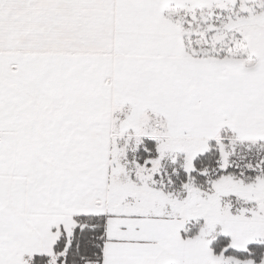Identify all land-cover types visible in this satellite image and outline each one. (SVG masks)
Returning a JSON list of instances; mask_svg holds the SVG:
<instances>
[{
  "label": "snow or ice",
  "instance_id": "snow-or-ice-1",
  "mask_svg": "<svg viewBox=\"0 0 264 264\" xmlns=\"http://www.w3.org/2000/svg\"><path fill=\"white\" fill-rule=\"evenodd\" d=\"M0 264H264V0H0Z\"/></svg>",
  "mask_w": 264,
  "mask_h": 264
}]
</instances>
